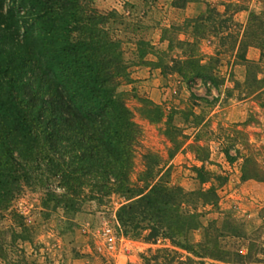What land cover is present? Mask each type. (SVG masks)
I'll list each match as a JSON object with an SVG mask.
<instances>
[{
  "label": "trees",
  "instance_id": "trees-1",
  "mask_svg": "<svg viewBox=\"0 0 264 264\" xmlns=\"http://www.w3.org/2000/svg\"><path fill=\"white\" fill-rule=\"evenodd\" d=\"M90 1L0 0V213L22 187L42 189V208L52 204L66 214L77 213L86 202L106 205L115 197L114 218L123 237L146 245L164 242L146 249L144 264H201L204 259L264 264L251 257L253 245L246 243L230 211L219 226L213 220L202 224L198 206L218 208L213 187L184 192L168 184V161L186 138L171 124V115L147 99L138 100L136 114L149 124H162L170 148L165 159L144 151L136 185L131 182L141 129L126 105L132 94L119 90L131 83L130 67L151 64L179 77L191 100L210 105L192 87L196 80L216 87L217 57L228 52L251 74L245 93L263 97L264 0L257 10L230 0L220 3L222 11L205 3L203 11L184 22L187 39L166 41V52H179L169 58L170 65L144 61L151 49L138 37L132 42L135 61L126 59L121 41L108 33L109 24H121L116 13L101 14ZM168 1L183 9L198 0ZM241 10L247 11L245 25L240 33L231 32L232 16ZM175 30L162 29L159 40ZM208 37L219 43L212 55L199 48ZM248 47L258 50L256 62L246 60ZM189 116L197 126L198 116ZM223 155L228 164L235 161L227 150ZM193 172L200 184L210 178L202 167ZM259 172L254 161L243 158L242 179L263 181ZM196 230L202 231L201 240L191 243L187 236Z\"/></svg>",
  "mask_w": 264,
  "mask_h": 264
},
{
  "label": "rangeland",
  "instance_id": "rangeland-1",
  "mask_svg": "<svg viewBox=\"0 0 264 264\" xmlns=\"http://www.w3.org/2000/svg\"><path fill=\"white\" fill-rule=\"evenodd\" d=\"M230 1L246 10H257L261 5L260 0ZM222 2L226 3V0H198L186 5L185 11H182L184 8H172L168 0H91L89 5L101 14L116 13L121 24H109L108 33L111 38L121 41L120 49L126 59L135 61L132 42L138 37L150 45V54L144 61L170 65L169 58L179 52L176 48L166 52V41L187 39L188 29L184 22L203 11L205 3L222 11ZM246 17L247 11L234 13L230 31L240 33ZM169 27L176 30L165 33V40L161 42L162 29ZM218 44L217 39L208 37L200 42L199 48L203 54L212 55ZM217 58L213 73L218 85L206 86L196 80L192 87L197 95L210 101V105L191 100L182 80L168 70L162 74L151 64L130 67L131 83L128 87L121 85L119 90L132 94L126 105L141 129L131 182L136 185L144 151L165 159L170 148L161 134L163 125L149 124L136 114L138 100L147 99L165 114H170L171 124L186 138L168 161V184L177 185L184 192L213 187L218 208L214 211L208 206H198V211L204 213L202 224L213 220L219 226L223 214L230 211L246 233V243L253 245L251 257L264 260V180L240 177V166L246 157L254 161L260 175H264V109L260 107L264 96L258 98L255 94L245 93L244 82L246 76L251 75L245 64L234 61L228 52ZM245 58L256 62L258 50L248 47ZM151 70L155 71L151 73ZM188 113L198 116L197 126ZM184 116L188 117L186 121ZM224 150L235 158L234 162H226ZM195 167H202L210 174L206 183L198 182L193 172ZM42 198V189L22 187L8 208L0 213V264H144L142 255L146 249L164 246L161 241L146 245L123 237L114 218L118 201L115 197L106 205L86 202L74 214H66L60 206L52 204L44 209ZM104 226H108L115 236L112 250H107L101 240L100 231ZM201 237L202 231L196 230L190 232L187 239L197 243ZM239 250L245 253L244 247ZM201 264L219 263L204 259Z\"/></svg>",
  "mask_w": 264,
  "mask_h": 264
},
{
  "label": "built area",
  "instance_id": "built-area-1",
  "mask_svg": "<svg viewBox=\"0 0 264 264\" xmlns=\"http://www.w3.org/2000/svg\"><path fill=\"white\" fill-rule=\"evenodd\" d=\"M100 237L104 247L107 250H112L115 243V236L112 234L111 229L108 226H104L100 231Z\"/></svg>",
  "mask_w": 264,
  "mask_h": 264
},
{
  "label": "crops",
  "instance_id": "crops-1",
  "mask_svg": "<svg viewBox=\"0 0 264 264\" xmlns=\"http://www.w3.org/2000/svg\"><path fill=\"white\" fill-rule=\"evenodd\" d=\"M182 11H185V8H184V10H182ZM201 12V11H200ZM199 13V12H198ZM155 70H151V73H153ZM130 84H128V85H126V87H128ZM152 100V99H151Z\"/></svg>",
  "mask_w": 264,
  "mask_h": 264
}]
</instances>
